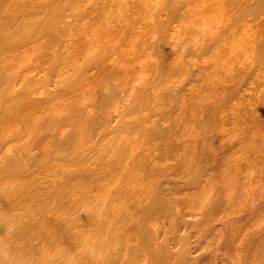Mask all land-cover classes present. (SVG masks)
Wrapping results in <instances>:
<instances>
[{
	"label": "bare ground",
	"instance_id": "bare-ground-1",
	"mask_svg": "<svg viewBox=\"0 0 264 264\" xmlns=\"http://www.w3.org/2000/svg\"><path fill=\"white\" fill-rule=\"evenodd\" d=\"M256 1L83 0L79 14L62 17L71 35L60 47L53 42L48 49L43 39L32 40V15L27 21L23 18L25 33L0 54V96L8 102L1 114L0 141L10 140L27 150L37 144V127L55 123L56 139L73 137L81 145L86 117L96 107L92 101L108 88L104 75L112 73L125 92L111 104L110 115L116 118L118 104L140 91H148L157 108L169 104L170 82L184 80L194 65L196 78L182 90L172 116L177 131L169 151L190 170L198 159V141L207 137L203 125L220 117L221 142L216 143L219 153L208 157L211 172L199 175L183 194L168 191L171 180L163 183L164 190L160 176L146 174L172 167L169 159L157 157V143L139 141L147 133L123 131L118 144L107 149L104 145L100 157L86 166L54 164L44 173L37 170L39 174L15 172L10 164L19 162L25 151L18 149L14 157L0 159V264H30L15 261L22 245L35 249L34 235L24 241L26 232L42 227L47 229L46 247L33 264H159L156 235L140 216L164 191L178 206L169 216L166 210L168 217L160 223L173 231L179 219L199 227L197 244L186 259L189 264H264V7L258 18L248 10ZM176 5L179 13L168 29L163 28L168 45L163 61L176 75L162 84L156 78L163 61L154 45L169 14H176ZM4 22L0 17V27L19 26V21ZM95 62L85 82L66 89L58 86L63 75H77L80 64ZM74 107L82 110L79 123L58 124ZM39 146L43 155L48 154V143ZM100 161L106 164L99 174L95 171ZM78 171L91 174H75Z\"/></svg>",
	"mask_w": 264,
	"mask_h": 264
},
{
	"label": "rangeland",
	"instance_id": "rangeland-1",
	"mask_svg": "<svg viewBox=\"0 0 264 264\" xmlns=\"http://www.w3.org/2000/svg\"><path fill=\"white\" fill-rule=\"evenodd\" d=\"M4 1L5 0H3L0 15L3 12H5V13H3L2 14L3 16H0V17H2L3 19H6V22H4V23H7V24H12L13 21L14 22L19 21L18 22L19 26L16 25V26L12 27L11 29L7 28V27L5 28V26L0 27V46L2 47V48H0V54H2V55H4L5 52H7L8 50L11 49L8 47H10L18 39V37H21V35H23L25 33L26 30L24 32H22V30L24 29V25L22 24L23 18L27 21L28 20L27 17H30L31 15H32V19H33V22H32V40L36 41V38H38V40L43 39L45 48H47V49L51 48V46L53 45L52 44L53 42L55 45L57 44L56 46L60 47V45H62V42H64L65 40L68 39L67 36H69V33L71 35L70 30L67 27L64 28L62 26V23L65 20V19H63L64 16H66V15L67 16H75V15L79 14V12H77L76 10H77V7L80 6V4L83 2V0H39V1L38 0H17V1L16 0H10V1L6 0L5 1L7 3L6 4ZM18 1H19V3H18ZM178 1L179 0H167V2L170 4L174 3V2H178ZM10 2H11V4H10ZM14 5H16V6H14ZM3 6H6L7 9H6V7L3 8ZM9 7H10V9H9ZM262 7H264V0H257L256 2H254V4L251 7L248 8V10H249V12L254 14L253 18H256V17L258 18V16L260 15V12H261L260 10L262 9ZM73 8H74V10H73ZM175 8L177 9L176 14L175 13L169 14V16L167 17L168 19H166V21H165L166 24L163 25L162 30L159 31V33H160L159 39L157 40L156 44L154 45L156 48V51L158 53V57H159L160 61H161V59L163 61V59L166 58V52H167V48H168L166 36L164 35L165 32L163 34V28L168 29L169 24L173 20H175L174 18L179 13L178 9L180 7L178 5H176ZM3 9H5V10L2 11ZM160 14L162 15L165 13L163 11H161ZM12 15H13V17H12ZM14 15H15V17H14ZM21 17H22V20H21ZM34 19H35V21H37V23L34 21ZM73 19H78V18L73 17ZM9 20H10V22H9ZM59 29L62 32H58ZM36 30H37V32H36ZM19 32H22V33H19ZM51 33H53V34H51ZM61 34H63V36ZM13 40H14V42H12ZM49 40H50V42H47ZM55 41H58L59 43L55 42ZM7 43H8V45H7ZM163 50H165V51H163ZM189 52H190L189 54H191V52L193 53V51H189ZM84 64L85 63L80 64L79 69H78V73H76L77 75H75L74 73H69V74L63 75V77L61 78L62 81L60 80V82L58 83V86L60 88L66 89L69 86L74 85V83L78 82L77 85H80L81 83L85 82L86 78L91 73V70L95 67L97 62L92 63V64H85V65ZM197 69L198 68L197 67L195 68L194 65H190L189 71H188L186 78L184 80L178 81V82L175 81V83H171L170 81L174 80L173 77L176 75V71H175V69L172 70V68H169L167 66L166 62L163 61L161 64V68L158 72L156 82H159L162 84L170 82L169 87L167 89V95H169L168 97L171 100V102L164 107L157 108L151 103L152 102L151 101L152 97H150L151 94L148 91H143V92L140 91L137 93L138 95L136 93H135L136 95L134 94L137 98L134 97L133 99H131L130 101L126 102L123 105H121V103L118 104L117 110L119 112L117 111L118 114H116V118H115L114 114L110 115V112H112V110H113L112 105L116 99H117V101H120L124 97L125 92L121 91V88L118 86V82L114 79L113 74L109 72L106 75H104V78L107 79L108 88L106 90H104V92H100V95H99V97H96L95 102L92 101L96 107H95L94 112L90 113L86 117V120H85L86 124H85V130H84L85 140L81 143V145L79 144V141H77L78 139L73 138V137L72 138L69 137L71 140L68 137L64 138V139L61 138L59 140L56 139L53 135L54 129L56 126V124L54 123L52 125H49V127H46V128L37 127V129H36L37 130V144L29 147L27 150L23 149L24 145H21V144L14 145L13 142H9L10 140L0 141V159L8 158V157L12 158V156L14 157L16 154H18V152H17L18 149L22 148L23 149L22 151L25 150L24 152H20V154H19L20 161L19 162L10 164V166L14 167L15 172H18L20 174H27V173L28 174H39L40 172L44 173L45 169H47L48 167H50L51 165H54V164H60V165L61 164H73V165H79V166H86L88 164V162L90 163L93 159L100 157L98 152L101 151L102 149L105 150L104 145L106 146V149H107V148L113 147L116 144H118L119 143V135L121 132H123V131L136 132V133H139L140 135H144L145 133H147L148 136L141 138L139 141L144 143V144H148L150 142L157 143L158 146L161 148V151L157 155V157L169 159L172 167L171 168L158 167V171H157V169H155V172L154 171H148L146 174H155L157 176H160L159 177V181H160L159 185L160 186L162 185L163 187L161 186V188H163V189L166 187L163 183L167 180H171V185H169V186L167 185V188H169L168 191L173 189V191H176V192L178 191L179 193L183 194L188 190V188L193 184V182L197 179V177L199 175L208 174L211 172L210 169L212 168L213 164L209 161L208 157L210 156V153H212L214 155H217L219 153L220 147L216 146V145H219L216 143L221 142L220 138H218V136L220 134V130L218 128L221 125V120H220L221 117H220L216 121L206 122L203 125L205 127V131L207 132V135H206L207 137H206V139H202V140L198 141V144H199L198 145L199 151H198V155H197L198 159H197L196 164L190 170H185L183 168L184 167L183 163L177 161L176 158L173 157L174 155H172L171 152L169 151L172 148V146L169 145L168 143L170 142L171 137L177 131V128H176L177 122L174 121V119L172 117L174 115L173 113H175V111L177 109V104H176L178 102L177 99L179 100V97H180L182 90L188 88L187 87L188 83L190 84L191 81L192 82L194 81V79L196 78L195 74L197 73ZM121 92H124V93H121ZM145 93H146V95H145ZM29 98L32 101V96H30ZM25 101H23V102H25ZM7 104H8L7 98H5L4 96H0V107H1L0 108V119L2 117L1 114L5 113L8 109ZM27 105H30V106H27ZM149 105H150V107H149ZM4 106H6L7 108ZM15 106L17 107V104ZM31 106H32V102H31V104L28 103V104H25V106H23V107L21 106V107L23 109L25 107H31ZM107 111H109V112H107ZM81 112H82L81 109H78V108L76 109V107H74L70 112H67V113L62 115L61 119L58 121L59 122L58 124H62V125H64V124L68 125L69 124V125H71V124H74V122H75V125H77L79 123L77 121L82 118ZM118 120H120V121H118ZM175 122H176V124H174ZM0 127H1V125H0ZM128 128H130V129H128ZM73 130H74V132H79V128H75ZM45 137H47V138H45ZM148 140H150V141H148ZM39 143H41V144L48 143L50 152L48 151V154L43 155V153L40 149L41 146H39ZM209 147H212L214 150L209 152L207 150ZM164 151L166 154L164 153ZM201 158H203V159H201ZM43 159L45 160L44 163L46 166H45V168L41 169L40 165L43 163V161H44ZM105 164H106L105 161L98 162L97 167H96L98 171L96 170L95 172L100 174L102 172V169L105 166ZM181 166H183V167H181ZM24 167H25V169H23ZM37 170L39 171V173L37 172ZM206 170H207V172H206ZM1 173L2 172H0V174ZM75 174H91V172L78 171ZM184 183H186V184H184ZM174 185H175V187H174ZM56 193H53L51 196H56ZM166 196H169V197H166ZM155 197H156L155 202L153 204L147 205L148 207L142 213V215L143 214L144 215L140 216V218L144 219L145 222L147 221L146 222L147 227H149L153 231V234L156 235V241L157 242L155 244V247L158 249V251L155 252V255L157 256L158 253L160 254L159 256L156 257L157 262L159 264L164 263V262H170L173 264H184L187 262L186 261L187 257H190V254H189L190 249H193L197 244V241L199 239V232H198L199 227L193 226L194 223L190 222L186 219H179L178 220V227L174 231L171 229V227H166L165 225H162L160 223V220L163 219V217H168L169 214H174L173 212L176 211L175 208L178 206V202H175V203L172 202L171 198L173 196L169 195L167 193V191L161 192L160 195H155ZM161 197H163V198H161ZM56 200H57V198L54 201H56ZM165 201H167V202L170 201V204L165 202ZM50 205L52 206V204H50ZM169 209L170 210L172 209V211L169 212ZM166 210H167V212H166ZM138 212H140V210ZM164 212H166V214H168V216L165 215ZM140 218L138 217L137 221H140L141 220ZM153 222H156L158 225H156V226L153 225ZM188 222H190V223H188ZM187 223L189 224L188 226H187ZM163 229H164V231H163ZM40 230L34 232L33 234H31L32 233L31 230L26 232L27 236L24 238V241L26 239L31 238L32 237L31 235H34L33 238H34L35 249L32 252V250L30 251V250H27L25 248V246H26L25 244L22 245L21 246L22 251L19 253L18 261L16 259L15 262L19 263L20 261L21 262L27 261L30 264H33L36 260L37 255H39L41 252L44 251V248L46 247L45 246V242H46L45 240L47 239L46 238L47 229H44L42 227ZM43 231H45V232H43ZM156 231H158V232H156ZM44 236L46 239H44ZM154 238L155 237H153V239ZM165 239H167V240H165ZM171 241L174 243H172ZM149 242H150V240H149ZM157 244H158L159 248L157 247ZM171 245H173V246H171ZM141 246H143V244H141ZM162 253H163V255H162ZM174 254L177 256L173 257ZM162 256H163V258H162ZM161 259H162V261H161ZM186 264H189V263L187 262Z\"/></svg>",
	"mask_w": 264,
	"mask_h": 264
}]
</instances>
